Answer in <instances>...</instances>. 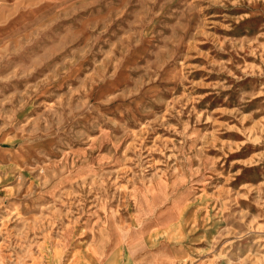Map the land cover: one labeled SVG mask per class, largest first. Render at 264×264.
<instances>
[{
  "label": "rangeland",
  "instance_id": "rangeland-1",
  "mask_svg": "<svg viewBox=\"0 0 264 264\" xmlns=\"http://www.w3.org/2000/svg\"><path fill=\"white\" fill-rule=\"evenodd\" d=\"M0 264H264V0H0Z\"/></svg>",
  "mask_w": 264,
  "mask_h": 264
},
{
  "label": "crops",
  "instance_id": "crops-1",
  "mask_svg": "<svg viewBox=\"0 0 264 264\" xmlns=\"http://www.w3.org/2000/svg\"><path fill=\"white\" fill-rule=\"evenodd\" d=\"M107 235V233H105V236ZM104 238V237H103Z\"/></svg>",
  "mask_w": 264,
  "mask_h": 264
}]
</instances>
